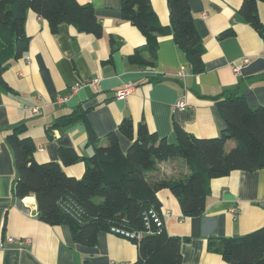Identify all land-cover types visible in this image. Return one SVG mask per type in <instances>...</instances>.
Instances as JSON below:
<instances>
[{"label": "crops", "instance_id": "obj_1", "mask_svg": "<svg viewBox=\"0 0 264 264\" xmlns=\"http://www.w3.org/2000/svg\"><path fill=\"white\" fill-rule=\"evenodd\" d=\"M77 1L92 5L102 23L100 36L65 22L51 32L44 18L28 10L24 21L28 49L1 75L7 87L0 84V239L11 235L31 242L6 243L0 248V264H133L139 254L136 243L110 231H99L93 245L78 243L67 225H49L38 219L34 196L14 195L17 170L6 142L14 126L26 125V135L36 145L33 157L39 163L61 162L60 146L75 149L82 158L62 167L68 176L80 178L85 158L94 150L84 122L49 128L57 117L79 105L88 108L87 120L101 145L124 118L135 126L144 122L170 143L177 141L174 124L197 137H217L225 122L212 97L223 92L236 91L252 109L264 107V39L240 14L243 0H189L204 47V70L197 74L191 73L185 53L171 36L158 38L152 69L129 64L127 57L144 45L145 38L122 19L120 0ZM150 2L159 22L168 25L167 1ZM257 15L264 27V2H258ZM225 30L232 34L221 36ZM246 56L249 63L240 73H233L232 66ZM182 70L186 74L180 76ZM91 79H98L97 84H88ZM126 83L131 84L130 93L125 99L116 98V91ZM74 84L79 86L71 92ZM64 95L67 100L56 104V98ZM179 99H184V109L173 107ZM25 107H39V113L32 114ZM119 143L126 151L130 141L119 136ZM187 174L181 158L160 161L155 170L147 172L150 178L176 179ZM157 196L161 208L171 211L164 221L166 233L188 237L181 244V264H230L207 249L208 240L240 236L264 225V169L233 170L211 179L200 216H184L167 188Z\"/></svg>", "mask_w": 264, "mask_h": 264}, {"label": "trees", "instance_id": "obj_2", "mask_svg": "<svg viewBox=\"0 0 264 264\" xmlns=\"http://www.w3.org/2000/svg\"><path fill=\"white\" fill-rule=\"evenodd\" d=\"M169 24L162 25L150 0H120L122 19L134 25L145 38L127 57L129 64L152 69L160 36H171L183 50L191 73L204 70L203 43L195 28L189 0H166ZM258 2L243 0L239 12L246 22L264 39V27L257 15ZM28 10L44 18L51 30L65 22L78 31L100 36L102 23L91 4L77 0H0V84L7 87L2 73L11 61L22 57L28 49L29 36L24 29ZM225 30L221 36L230 35ZM225 126L217 137L201 138L174 124L176 142L170 143L147 128L144 122L134 125L124 118L117 130L106 135L101 145L87 117V109L77 106L55 119L49 128L66 127L83 121L93 153L80 178L65 174L62 164L77 162L82 157L71 147H59L61 162L39 163L33 153L34 140L26 135V125L11 128L6 142L14 155L17 178L13 193L18 198L35 197L37 217L49 225H67L74 241L93 245L97 233L111 227L126 230L145 229L142 214L154 208L161 212L157 192L167 188L177 198L184 216H200L205 210L209 183L213 178L228 175L233 170L264 169V107L252 109L236 91L212 97ZM119 136L130 141L121 149ZM234 142L226 150L228 141ZM181 158L188 174L181 178H150L147 172L157 163ZM187 236L170 235L164 230L144 233L138 245V257L133 264H181V244ZM207 249L217 252L230 264H264V225L240 236L210 238Z\"/></svg>", "mask_w": 264, "mask_h": 264}, {"label": "built area", "instance_id": "obj_3", "mask_svg": "<svg viewBox=\"0 0 264 264\" xmlns=\"http://www.w3.org/2000/svg\"><path fill=\"white\" fill-rule=\"evenodd\" d=\"M249 57H243L240 60V64H235L232 66V71L235 74L240 73V70L242 67H245L249 63ZM28 60V58H26ZM180 76H183L186 74L183 70L178 73ZM98 79H91L88 81V84L95 85L97 84ZM79 86V84H74L71 87V92H74L75 89ZM131 90V84L126 83L123 85L122 88L118 89L116 91V98L118 99H125ZM68 95L59 96L56 98L55 103L60 105L64 103L67 100ZM174 108L184 109L186 107V103L184 99H179L174 105ZM25 110L30 111L32 114H38L39 113V107H25ZM171 215V211L168 208H162L161 212L159 213L154 208H150L148 210H145L142 214V220L143 225L145 229L142 230H126L119 227H111L110 232L125 237L127 239H133L136 240V242L140 241L141 237L144 233H150L153 229L160 231L164 227V221L165 218L169 217ZM17 242L18 244L22 245L23 243H30V238L25 239H17L11 235H6L3 239H0V248H3L6 243H12ZM110 264H127L124 262H111Z\"/></svg>", "mask_w": 264, "mask_h": 264}, {"label": "rangeland", "instance_id": "obj_4", "mask_svg": "<svg viewBox=\"0 0 264 264\" xmlns=\"http://www.w3.org/2000/svg\"><path fill=\"white\" fill-rule=\"evenodd\" d=\"M233 144H234L233 141H231L230 143L226 144V150H227L228 148H230L231 146H233Z\"/></svg>", "mask_w": 264, "mask_h": 264}]
</instances>
